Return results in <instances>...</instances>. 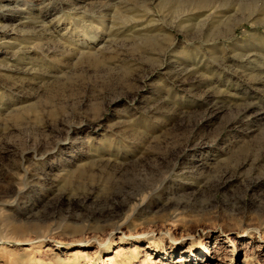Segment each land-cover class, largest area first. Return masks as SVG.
I'll return each instance as SVG.
<instances>
[{
  "label": "rangeland",
  "instance_id": "374dc122",
  "mask_svg": "<svg viewBox=\"0 0 264 264\" xmlns=\"http://www.w3.org/2000/svg\"><path fill=\"white\" fill-rule=\"evenodd\" d=\"M19 1L0 264H264V0Z\"/></svg>",
  "mask_w": 264,
  "mask_h": 264
},
{
  "label": "bare ground",
  "instance_id": "6f19581e",
  "mask_svg": "<svg viewBox=\"0 0 264 264\" xmlns=\"http://www.w3.org/2000/svg\"><path fill=\"white\" fill-rule=\"evenodd\" d=\"M22 1H24V0H20L19 1V4H18V7L20 6L21 8V10L19 9V11L20 12H23V8H22V6H23V2ZM23 3V4H22ZM15 5V4H14ZM1 27V26H0ZM5 28V27H4ZM3 28V29H4ZM1 30V29H0ZM2 35H4V34H6V31H3L2 33H1ZM2 38H5L4 36L2 37ZM3 45H6L5 43H3ZM12 230L15 232V233H17V234H23V227H20V226H18V225H14L13 227H12ZM38 235H40L39 233H38Z\"/></svg>",
  "mask_w": 264,
  "mask_h": 264
}]
</instances>
